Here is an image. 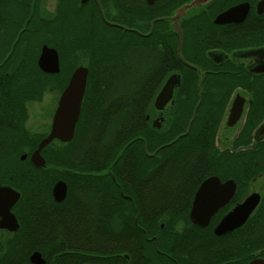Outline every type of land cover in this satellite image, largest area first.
I'll use <instances>...</instances> for the list:
<instances>
[{
    "label": "flooded vegetation",
    "instance_id": "obj_1",
    "mask_svg": "<svg viewBox=\"0 0 264 264\" xmlns=\"http://www.w3.org/2000/svg\"><path fill=\"white\" fill-rule=\"evenodd\" d=\"M167 2L168 0H153L152 3L147 0H0V185L9 186L20 193L18 202L11 209L18 227L14 229V222L2 225L0 219V264H53L58 255L73 252V248L67 249L68 243H74L78 251L82 248L81 239L67 236L66 227L63 236L52 238L47 227L43 231L37 229L38 222H21V209L18 205L23 194L21 187L41 188L40 181L49 197L47 196L46 203H38L48 213L52 208L48 202L50 199L61 204L67 197L66 179L53 180V184L49 186L50 175L39 172L41 169H50L41 153L44 147L40 151L44 159L43 166L33 165L30 155L49 132L59 97L72 72L79 66H86L79 62L78 56H82L83 24L91 16L97 25L100 21L102 26H106L111 35L115 28L124 32L127 65L138 63L134 69L141 72L146 69V52H152V47L157 61L161 59V54L169 53L166 58L170 59L174 68L161 80L150 110L145 114V120L151 127L159 130L166 128L168 119L174 114L177 90L182 81V68L191 70L195 76L186 78V81L195 80L202 84L206 80L209 84L226 85L223 93H230L218 128L222 123L226 130L235 129L236 133L229 144L221 148L233 149L237 135L247 123L250 104L256 97H261L260 86L264 88V71H259L264 66V0H172L174 7L163 13ZM147 6L157 13L149 20L146 16ZM237 6L245 8V12L241 8L242 10L227 14L222 21H215L219 15L232 11ZM152 37L153 46L147 43L148 38ZM43 46L56 52V71L45 70L39 65L38 59ZM183 48L187 55H182ZM171 75H175L176 81L171 98L161 110H157L154 100ZM139 76L140 73L138 78H141ZM229 86H233L230 91ZM51 92L52 98L49 96ZM235 98L242 100V112L238 120L228 125L229 110ZM263 120L264 117L254 126L250 139H242L241 144L235 148V152L253 151L252 157L234 160L249 163L250 171L211 174L196 186L192 199L201 182L208 177H217L221 183L231 180L236 187L230 200L219 207L205 224L200 225L191 220V199L186 215L188 221L175 220L169 231L162 236L170 251L157 249V253H145L140 243H130L133 238H126V241L123 237L112 236L113 242L122 241L124 251L108 255L107 264H248L252 260L254 264H264V152L259 151V146L264 147V138L259 141L254 138V132ZM54 141L57 140L52 142ZM71 141L72 139L69 142H57L65 146ZM214 144L216 146L215 137ZM2 148L22 150L17 160L22 164L21 169L29 171V174L20 172L18 184L12 183L10 176L9 180L2 178ZM259 153L262 155L257 156ZM7 160L13 162L12 159ZM62 172L66 174L65 169ZM40 176L44 178L41 179ZM58 181L66 186V193L61 201H56L52 193V188ZM251 194H254V207L245 221L232 229H221L218 232L217 226L227 213ZM139 208L141 207H112L114 210L134 211ZM115 217L118 216L112 215L113 227ZM80 218L81 215H78V224ZM165 223H159L154 234L145 236V240L157 242L159 230L165 232L167 229ZM137 230L146 235L142 228L137 227ZM52 240L60 244L62 250L59 253L51 252ZM135 240L134 238L133 241ZM183 243L188 244L189 251H177L180 249L179 244ZM114 248L115 245L112 246ZM34 253L38 256L32 258ZM77 254L84 256L82 250ZM96 258V253L92 251V264L97 263ZM62 261L61 264H67L65 258Z\"/></svg>",
    "mask_w": 264,
    "mask_h": 264
},
{
    "label": "trees",
    "instance_id": "obj_2",
    "mask_svg": "<svg viewBox=\"0 0 264 264\" xmlns=\"http://www.w3.org/2000/svg\"><path fill=\"white\" fill-rule=\"evenodd\" d=\"M172 7L174 3L168 0L163 13ZM156 14L155 9L147 6V20ZM107 29L100 21L97 25L92 16L84 21L81 54L83 65L88 68V79L76 129L69 144L61 146L54 141L58 145L52 142L41 151L50 169L39 172L50 175L49 186L53 180L66 179V199L61 204L50 199L52 208L48 213L38 203H46L49 197L42 181L41 188L21 187L23 194L18 205L21 222H38L37 229L43 231L47 227L52 238L63 236L66 227L68 233L72 232L67 236L81 239L79 251L84 256H78L76 245L68 243L67 249L73 248V252L58 255L53 264H61L64 258L67 264H92V251L97 255L96 264H107L108 255L124 251L122 241L113 242L112 236L126 241V238H135L130 243H140L145 253L154 254L157 249L170 251L162 236L175 220L188 221V207L199 182L211 174L250 171L249 163L234 160L252 157L253 151L235 152V148L242 139H250L252 129L264 117V88L260 86L261 97L250 104L247 123L237 135L233 149H218L214 137L230 92L224 95L226 85L223 84L186 81L195 76L191 70L182 68L174 114L166 128L151 127L145 114L161 80L174 68L166 58L169 53L161 54L157 61L152 47V52H146L147 67L141 72L134 69L138 63L127 65L124 32L115 28L111 35ZM148 40V45L153 46V37ZM182 55H187L184 48ZM259 147L263 153L264 147ZM21 151L20 148L1 149L3 179L9 180L10 176L12 183L18 184L20 172L29 174L17 160ZM64 169L66 174L62 172ZM113 206L141 208L114 210ZM78 215H81L79 224ZM112 215L118 216L115 228L111 225ZM162 222H166L167 229L159 230L157 242L146 241L145 236L154 234ZM114 245L116 248L112 249ZM179 248L177 251H189L187 243L179 244ZM50 249L54 253L62 250L54 240Z\"/></svg>",
    "mask_w": 264,
    "mask_h": 264
},
{
    "label": "water",
    "instance_id": "obj_3",
    "mask_svg": "<svg viewBox=\"0 0 264 264\" xmlns=\"http://www.w3.org/2000/svg\"><path fill=\"white\" fill-rule=\"evenodd\" d=\"M153 0H147L152 3ZM206 1V0H202ZM242 7L237 6L232 11L224 12L219 15L215 21H222L223 17L235 10H242ZM245 8L243 9V13ZM39 65L45 70H57V55L53 49L46 46L42 47L41 54L38 59ZM264 71V66L259 69ZM88 69L86 66L77 67L71 74L66 87L61 92L58 100L57 107L52 116V123L47 135L40 140L37 148L30 155V160L33 165L41 167L44 165L40 151L43 147L50 144L53 140L59 142H69L74 135L77 120L80 114L81 106L85 96L87 87ZM175 75H171L166 83L162 86L161 90L156 95L154 100V107L161 110L164 105L169 101L172 95L173 85L175 83ZM242 112V100L235 98L231 105L228 115V125L233 124ZM254 138L259 141L264 138V120L256 128ZM235 184L233 181H225L221 183L217 177H208L204 179L197 188L190 207V218L193 222L200 225L205 224L211 215L219 208L225 205L235 192ZM52 193L56 201H61L66 193V186L62 181H58L52 188ZM20 193L13 188L0 185V219L2 225L14 222V229L18 227V223L13 213L12 207L18 202ZM254 207V194L248 196L240 205L236 206L233 211L221 220L217 226V231L223 229L227 231L242 224L248 217ZM38 254L34 253L31 257H37ZM248 264H254V260Z\"/></svg>",
    "mask_w": 264,
    "mask_h": 264
},
{
    "label": "rangeland",
    "instance_id": "obj_4",
    "mask_svg": "<svg viewBox=\"0 0 264 264\" xmlns=\"http://www.w3.org/2000/svg\"><path fill=\"white\" fill-rule=\"evenodd\" d=\"M90 18V17H89ZM78 60L80 63H84V57H79ZM75 61V59H74ZM51 98L53 97V92L50 93L49 95ZM222 123L220 127L217 129L216 136H215V141H216V146L217 148L221 149L226 147L229 144V141L232 139V137L235 135L236 131L234 130H226L222 127ZM54 145H58L57 142H53Z\"/></svg>",
    "mask_w": 264,
    "mask_h": 264
}]
</instances>
